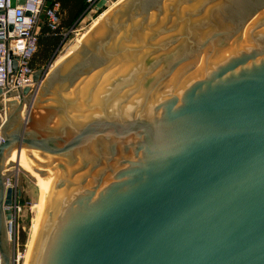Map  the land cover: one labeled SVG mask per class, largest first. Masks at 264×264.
<instances>
[{
    "label": "water",
    "instance_id": "water-1",
    "mask_svg": "<svg viewBox=\"0 0 264 264\" xmlns=\"http://www.w3.org/2000/svg\"><path fill=\"white\" fill-rule=\"evenodd\" d=\"M46 72L0 115L2 264L14 170L30 264H264V0H125Z\"/></svg>",
    "mask_w": 264,
    "mask_h": 264
},
{
    "label": "built area",
    "instance_id": "built-area-1",
    "mask_svg": "<svg viewBox=\"0 0 264 264\" xmlns=\"http://www.w3.org/2000/svg\"><path fill=\"white\" fill-rule=\"evenodd\" d=\"M12 0H0V115L6 118L8 99L7 93L23 90L34 86V69L31 60L37 50L40 23L45 20L51 30L59 24L60 5L53 2L47 7L48 0H24L22 4L15 0L14 7L10 6ZM86 9L93 8L100 0H84ZM13 62L15 70L13 71ZM1 142V135H0ZM6 187H13L10 179L5 180ZM16 198L11 208L13 219L6 221V234L12 249L13 264H20L24 253L20 250L16 217L22 206ZM0 264L1 256H0Z\"/></svg>",
    "mask_w": 264,
    "mask_h": 264
},
{
    "label": "rangeland",
    "instance_id": "rangeland-1",
    "mask_svg": "<svg viewBox=\"0 0 264 264\" xmlns=\"http://www.w3.org/2000/svg\"><path fill=\"white\" fill-rule=\"evenodd\" d=\"M124 1L125 0H107V4L102 9L96 10L95 7H93L88 10H84L81 17L77 21L76 26L72 30H67L62 32L60 36V44L58 45V47L50 53L49 57L45 59V61L41 59V61H43V64H48V62L50 61L49 64L43 68V70L47 69L46 72L47 75H49L57 66L61 65L67 58L73 57V54L71 53L73 52L74 49H76L78 46H80L82 43L85 42L86 35L106 15L115 11ZM48 4L49 2L47 1V7L49 6ZM86 7L87 6L85 3V9ZM45 22L46 21L43 20L40 23L39 27L41 28ZM39 36H40V31H39ZM65 57L67 58L64 59ZM38 58L40 57L38 56ZM60 61L62 62L59 63ZM58 63L59 65H57ZM44 82H42L41 84H35L34 86L29 88L30 89L29 95L33 94L31 98V102L32 100L35 99L37 92L39 91L40 87L44 85ZM29 95H28V99H29ZM25 99H27V97ZM30 104L32 105V103ZM14 107L15 105L9 104L7 107V113L8 114L11 113ZM24 108L26 109H25L23 121H25L30 111L28 110L29 105L25 103L22 106L19 115L24 111ZM15 172H17V174H15ZM9 179L11 184H15L16 187L19 188L21 191L18 202L22 206V210L19 213V215L16 217V223H17L18 238L20 241V250L22 253H24L23 260L20 261V264H25L26 250L28 248L27 246L29 245V242L33 237V232L35 231L37 224V219H38L37 206L39 205L40 202L41 193H40V189L20 170H16V171L14 170ZM21 235L24 236L23 243L21 242Z\"/></svg>",
    "mask_w": 264,
    "mask_h": 264
},
{
    "label": "trees",
    "instance_id": "trees-1",
    "mask_svg": "<svg viewBox=\"0 0 264 264\" xmlns=\"http://www.w3.org/2000/svg\"><path fill=\"white\" fill-rule=\"evenodd\" d=\"M48 2V5L53 2L59 3V24L54 30H51L46 22L41 27L40 36L37 43V50L33 59L31 60L32 67L35 62L36 64H38L39 62H41V59L45 61V59L49 57L50 53L54 51L60 43V32L63 30V28H66V30H68L69 28H74L78 19L81 17L83 11L85 10V1L83 0H48ZM63 14L65 15L64 17ZM38 56L40 58H38ZM21 242H24L23 235H21Z\"/></svg>",
    "mask_w": 264,
    "mask_h": 264
},
{
    "label": "bare ground",
    "instance_id": "bare-ground-1",
    "mask_svg": "<svg viewBox=\"0 0 264 264\" xmlns=\"http://www.w3.org/2000/svg\"><path fill=\"white\" fill-rule=\"evenodd\" d=\"M121 5V4H120ZM113 11V10H112ZM82 40V39H81ZM82 42V41H81ZM73 54V52L71 53ZM70 54V55H71ZM69 55V56H70ZM68 57V56H67ZM67 57H65L64 59H66ZM62 61H60L59 63H61ZM59 63L57 65H59ZM17 101V100H16ZM16 171V170H15ZM15 174H17V172H15ZM17 177V176H16ZM17 180V179H16ZM41 193V198H40V202L39 205L37 206V215H38V219H37V224H36V228L35 231L33 232V237L31 239V241L29 242V245L27 246V250H26V258H25V264H30L31 263V258L33 256L34 253V249L35 246L37 244V241L39 239V236L41 234V230L43 228V223H44V212H45V201H44V196L40 190Z\"/></svg>",
    "mask_w": 264,
    "mask_h": 264
},
{
    "label": "crops",
    "instance_id": "crops-1",
    "mask_svg": "<svg viewBox=\"0 0 264 264\" xmlns=\"http://www.w3.org/2000/svg\"><path fill=\"white\" fill-rule=\"evenodd\" d=\"M83 1H84V0H83ZM64 16H65V15L63 14V17H64ZM78 20H79V19H78ZM43 25H44V24H43ZM43 25H42V26H43ZM40 29H41V28H40ZM72 29H73V28H69L68 30H72ZM63 31H67L66 28H63V30L60 32V36H61V34H62ZM59 44H60V43H59ZM59 44H58V45H59ZM57 47H58V46H57ZM57 47H56V48H57ZM56 48H55V49H56ZM34 55H35V54H34ZM33 57H34V56H33ZM32 59H33V58H32ZM33 61H34V60H33ZM41 62H42V61H41ZM41 62H39V64H36V62H35V64H33V67L31 66V67L34 69L35 72H37V71H42L43 68L46 67V66L49 64L50 61L48 62V64H43V62H42V63H41ZM55 67H56V66H55ZM52 68H53V67H52ZM12 100H15V101L17 100V102L19 101L17 96H16L15 98H11V99H9V102L12 101Z\"/></svg>",
    "mask_w": 264,
    "mask_h": 264
}]
</instances>
